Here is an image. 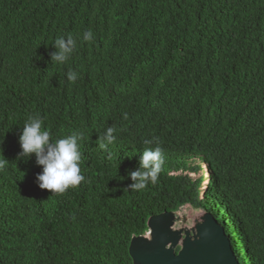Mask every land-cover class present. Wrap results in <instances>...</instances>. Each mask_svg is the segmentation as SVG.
<instances>
[{
  "label": "trees",
  "instance_id": "1",
  "mask_svg": "<svg viewBox=\"0 0 264 264\" xmlns=\"http://www.w3.org/2000/svg\"><path fill=\"white\" fill-rule=\"evenodd\" d=\"M61 35L79 47L56 66ZM34 113L54 138L83 133L86 180L62 195L18 157ZM153 137L158 182L130 190ZM0 155V264H133L148 219L183 208L210 212L240 264H264V0H0Z\"/></svg>",
  "mask_w": 264,
  "mask_h": 264
},
{
  "label": "clouds",
  "instance_id": "2",
  "mask_svg": "<svg viewBox=\"0 0 264 264\" xmlns=\"http://www.w3.org/2000/svg\"><path fill=\"white\" fill-rule=\"evenodd\" d=\"M83 41L94 39L91 30H87L82 35ZM53 47L55 52L51 53V62L56 66L66 65L77 48V38L72 35H61L55 38ZM79 74L75 71H68L66 79L75 83L79 79ZM126 118V114H125ZM116 130L108 127L99 137L100 147L108 151L117 137ZM83 133L73 131L59 138H54L51 130L45 126L44 119L39 113L27 116L21 134L19 135V145L21 152L18 157L35 156L36 163L42 166V172L36 175V183L43 190H49L53 194L62 195L69 189H75L85 182L86 178L81 171ZM146 146L140 158V167L129 173L133 181L129 189L133 191L145 190L148 185H155L158 182L159 174L164 165V150L160 146L158 138L145 139ZM108 158L112 154L108 151ZM8 161L0 155V170L7 167ZM205 170L206 167H205ZM208 176V173H206ZM209 176L204 180L208 182Z\"/></svg>",
  "mask_w": 264,
  "mask_h": 264
},
{
  "label": "water",
  "instance_id": "3",
  "mask_svg": "<svg viewBox=\"0 0 264 264\" xmlns=\"http://www.w3.org/2000/svg\"><path fill=\"white\" fill-rule=\"evenodd\" d=\"M177 222L175 212L151 216L148 231L131 239L133 264H240L225 228L210 212L190 228L176 229Z\"/></svg>",
  "mask_w": 264,
  "mask_h": 264
},
{
  "label": "rangeland",
  "instance_id": "4",
  "mask_svg": "<svg viewBox=\"0 0 264 264\" xmlns=\"http://www.w3.org/2000/svg\"><path fill=\"white\" fill-rule=\"evenodd\" d=\"M201 171L197 174H191V177L193 178H197L200 175L203 176L204 180L208 177L207 176V170H205V166L201 167ZM207 181L203 182V185H206ZM203 189V188H202ZM204 211L201 210H192L191 208H183V210L181 212H179V222H177L175 224V228H183V227H187L190 228L193 226L194 221L199 220V217L202 215Z\"/></svg>",
  "mask_w": 264,
  "mask_h": 264
}]
</instances>
